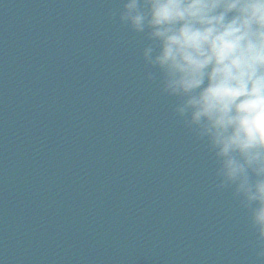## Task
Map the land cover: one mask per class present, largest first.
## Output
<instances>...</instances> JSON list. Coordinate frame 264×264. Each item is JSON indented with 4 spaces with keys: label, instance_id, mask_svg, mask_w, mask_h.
<instances>
[{
    "label": "clouds",
    "instance_id": "clouds-1",
    "mask_svg": "<svg viewBox=\"0 0 264 264\" xmlns=\"http://www.w3.org/2000/svg\"><path fill=\"white\" fill-rule=\"evenodd\" d=\"M118 19L143 34V61L206 141L218 187L249 212L264 259V0H121Z\"/></svg>",
    "mask_w": 264,
    "mask_h": 264
}]
</instances>
